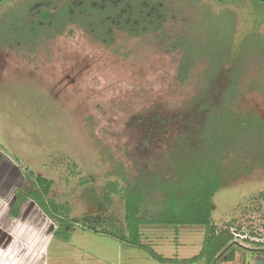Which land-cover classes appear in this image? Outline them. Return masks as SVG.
I'll use <instances>...</instances> for the list:
<instances>
[{
    "label": "rangeland",
    "instance_id": "374dc122",
    "mask_svg": "<svg viewBox=\"0 0 264 264\" xmlns=\"http://www.w3.org/2000/svg\"><path fill=\"white\" fill-rule=\"evenodd\" d=\"M218 1L173 0L180 16L166 29L187 33L203 61L212 52L227 54L232 68L245 71L246 85L259 82L257 88L263 91L249 92L241 102L243 111L256 112L263 120L249 132L228 130L235 142L227 153L228 180L212 200L213 226L237 230L241 237L235 242L259 249L264 248V4ZM20 24L0 19V198L10 203L29 171L53 180L52 198L69 204L72 216L79 217L94 211L83 200L81 179H89L86 187L99 193L108 179L117 178L109 175L117 161L132 166L124 156L137 134L128 129L129 120L159 103L174 114L197 92V75L204 67L180 84L181 55L160 49L154 38L119 34L114 46L106 47L78 29L54 38L44 34L29 43L26 37L25 46L19 47L21 39L10 26ZM118 201L113 210L122 207ZM28 204L22 221L0 214V264L47 262L56 225L34 202ZM178 230L144 225L142 243L171 259L199 255L207 228ZM238 250L231 251L234 257Z\"/></svg>",
    "mask_w": 264,
    "mask_h": 264
},
{
    "label": "trees",
    "instance_id": "16d2710c",
    "mask_svg": "<svg viewBox=\"0 0 264 264\" xmlns=\"http://www.w3.org/2000/svg\"><path fill=\"white\" fill-rule=\"evenodd\" d=\"M17 1L0 3V7L14 3L7 11H0V19L21 22L19 27L10 26L21 39L17 42L19 47L25 46L22 44L26 37L29 43L44 34L54 38L74 29L106 47L114 46L119 34L133 39L151 37L160 49L181 55L177 74L180 84L189 81L199 66L204 68L201 76L197 75V92L188 104L178 106L180 109L174 114L167 104L159 103L129 120L128 129L137 133L134 143L127 145L124 152L132 162L129 169L117 161L109 174L117 178L108 179L99 193L94 187H86L89 179H81L83 199L95 208V214L74 218L69 204L52 198L55 182L27 171L26 184L17 193L11 215L17 217L22 204L30 198L55 223L57 237L69 240L80 225L145 250L165 263L174 260L163 258L144 245L141 227L167 225L178 232L181 226H202L207 231L201 252L186 262L203 259L206 264H218L233 260V248L243 246L235 242L231 231L213 226L212 200L228 180L227 153L235 145L228 130L249 132L263 120L256 112L241 108L247 93H263L257 88L259 82L252 89L245 83V71L239 66L232 68L227 54L222 57L212 52L203 61V53L199 52V46L192 45L187 33L167 31L168 22L180 16L173 0ZM219 1L224 5L227 0ZM117 200L122 205V220L113 212ZM254 251L264 254V248ZM228 253L232 255L227 256Z\"/></svg>",
    "mask_w": 264,
    "mask_h": 264
},
{
    "label": "crops",
    "instance_id": "0c3cea01",
    "mask_svg": "<svg viewBox=\"0 0 264 264\" xmlns=\"http://www.w3.org/2000/svg\"><path fill=\"white\" fill-rule=\"evenodd\" d=\"M4 162L6 166L9 165L6 160H4ZM24 185L25 184H22L21 188L15 193V196L11 198L10 203L4 204L0 198V204H4V206L0 208V211L4 212L0 214H5L6 218L12 221H22L25 213H27L26 207L29 205L28 201L34 202L30 198L27 199L20 207L19 215L17 217L11 215V210L16 206L17 193ZM35 204L37 205V203ZM37 207L46 215L38 205ZM91 208L94 211H88L81 216L95 214V208L93 206H91ZM114 210L115 211H112L118 214L119 218L122 220V209L117 208ZM75 218L78 217L75 216ZM142 233L144 232L142 231ZM72 239H75V242L72 243V241H70ZM241 246H243V248H239V252L236 253L233 260H223L222 263L219 262L218 264H264V254L254 251L258 250V248ZM201 249L202 246L199 247V252H201ZM154 251L163 258L171 259L159 253L156 249ZM197 255L189 257L179 256L177 259H171L174 261L170 263L160 262L145 250L122 243L119 239H115L112 236L94 233L78 225L69 240L57 236H53L52 239H50L47 246L46 264H206L203 259L192 263L186 262Z\"/></svg>",
    "mask_w": 264,
    "mask_h": 264
},
{
    "label": "built area",
    "instance_id": "2783aa9c",
    "mask_svg": "<svg viewBox=\"0 0 264 264\" xmlns=\"http://www.w3.org/2000/svg\"><path fill=\"white\" fill-rule=\"evenodd\" d=\"M237 230H232V234L235 236V239L237 240V238L241 237L240 234H238V231L236 232Z\"/></svg>",
    "mask_w": 264,
    "mask_h": 264
},
{
    "label": "water",
    "instance_id": "95a60500",
    "mask_svg": "<svg viewBox=\"0 0 264 264\" xmlns=\"http://www.w3.org/2000/svg\"><path fill=\"white\" fill-rule=\"evenodd\" d=\"M3 1H5V0H0V3L3 2ZM258 1H260V2H264V0H258Z\"/></svg>",
    "mask_w": 264,
    "mask_h": 264
},
{
    "label": "flooded vegetation",
    "instance_id": "af4514ba",
    "mask_svg": "<svg viewBox=\"0 0 264 264\" xmlns=\"http://www.w3.org/2000/svg\"><path fill=\"white\" fill-rule=\"evenodd\" d=\"M259 2V1H258Z\"/></svg>",
    "mask_w": 264,
    "mask_h": 264
}]
</instances>
